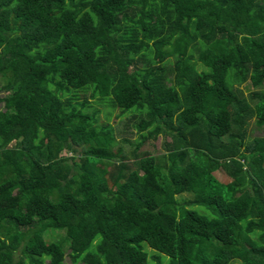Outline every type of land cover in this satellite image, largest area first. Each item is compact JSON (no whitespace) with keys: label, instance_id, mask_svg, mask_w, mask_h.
I'll return each instance as SVG.
<instances>
[{"label":"trees","instance_id":"16d2710c","mask_svg":"<svg viewBox=\"0 0 264 264\" xmlns=\"http://www.w3.org/2000/svg\"><path fill=\"white\" fill-rule=\"evenodd\" d=\"M0 81V264H264V0H0Z\"/></svg>","mask_w":264,"mask_h":264},{"label":"rangeland","instance_id":"374dc122","mask_svg":"<svg viewBox=\"0 0 264 264\" xmlns=\"http://www.w3.org/2000/svg\"><path fill=\"white\" fill-rule=\"evenodd\" d=\"M1 84V81H0ZM240 88L243 91L244 95H247L248 91H249V87H247L245 84L240 85ZM5 93L0 91V95H4ZM89 102H93V99L89 97V95L87 96ZM99 108H101L100 112H99V118L100 120H107L111 123V125L114 128V133L117 137L118 140L124 138H128L132 143H134V141L137 139L138 134L136 132V129L132 124V120L130 119L131 114L129 113H124L121 116H117L118 113V109H114L112 111V113L108 116H105V112L104 109L98 105ZM130 119V120H129ZM248 133H249V137L252 136H260V135H264V127L261 128H256L253 119H251L250 123H249V127H248ZM161 136H159L157 139L155 140H148L146 141L143 145H141L139 147V150L141 151H151L153 154H156V156H161L163 150H162V145H161ZM124 147L125 149H129L130 144L124 142ZM64 153L69 154V152L64 151ZM217 176L219 177L220 180H225L227 178V176L220 170L219 173H217ZM63 235L62 231L59 230H55V231H50L48 233H46V239L47 240H55L57 238H59L60 236ZM66 252H68V247L67 245H64ZM144 248L149 250V261L151 263L155 264V259H153V251L150 247H148L146 244H144ZM66 260H68V257L66 256ZM25 264H28L27 262Z\"/></svg>","mask_w":264,"mask_h":264}]
</instances>
